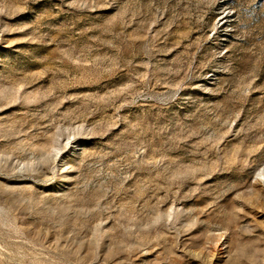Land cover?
<instances>
[{"label":"rangeland","instance_id":"374dc122","mask_svg":"<svg viewBox=\"0 0 264 264\" xmlns=\"http://www.w3.org/2000/svg\"><path fill=\"white\" fill-rule=\"evenodd\" d=\"M263 173L264 0H0V264H264Z\"/></svg>","mask_w":264,"mask_h":264},{"label":"bare ground","instance_id":"6f19581e","mask_svg":"<svg viewBox=\"0 0 264 264\" xmlns=\"http://www.w3.org/2000/svg\"><path fill=\"white\" fill-rule=\"evenodd\" d=\"M260 174H262V173H260ZM264 174V173H263Z\"/></svg>","mask_w":264,"mask_h":264}]
</instances>
